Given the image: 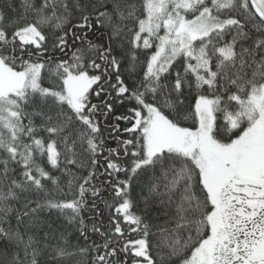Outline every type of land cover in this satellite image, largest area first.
I'll return each mask as SVG.
<instances>
[{
  "label": "snow or ice",
  "instance_id": "snow-or-ice-1",
  "mask_svg": "<svg viewBox=\"0 0 264 264\" xmlns=\"http://www.w3.org/2000/svg\"><path fill=\"white\" fill-rule=\"evenodd\" d=\"M69 260L264 264V0H0V264Z\"/></svg>",
  "mask_w": 264,
  "mask_h": 264
},
{
  "label": "trees",
  "instance_id": "trees-1",
  "mask_svg": "<svg viewBox=\"0 0 264 264\" xmlns=\"http://www.w3.org/2000/svg\"><path fill=\"white\" fill-rule=\"evenodd\" d=\"M101 207H102V206H101ZM73 242H75V241H74V238H73ZM66 264H72V260L67 261Z\"/></svg>",
  "mask_w": 264,
  "mask_h": 264
}]
</instances>
